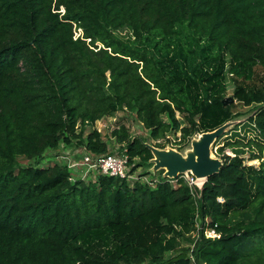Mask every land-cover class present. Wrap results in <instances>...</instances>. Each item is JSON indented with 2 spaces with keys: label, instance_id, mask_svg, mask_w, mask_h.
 I'll use <instances>...</instances> for the list:
<instances>
[{
  "label": "trees",
  "instance_id": "obj_1",
  "mask_svg": "<svg viewBox=\"0 0 264 264\" xmlns=\"http://www.w3.org/2000/svg\"><path fill=\"white\" fill-rule=\"evenodd\" d=\"M124 28L129 37L115 35ZM179 29L202 62L170 49ZM225 56L236 83L229 104L216 89ZM253 103L246 124L263 133L264 0H0V264H264L262 140L243 144L258 147L257 167L242 149L222 154L198 197L162 175L153 187L71 181L66 165H39L60 143L109 152L94 125L118 110L164 148L168 132L186 144ZM111 136L131 172L152 165L125 125ZM180 241L189 245L175 254Z\"/></svg>",
  "mask_w": 264,
  "mask_h": 264
},
{
  "label": "rangeland",
  "instance_id": "obj_2",
  "mask_svg": "<svg viewBox=\"0 0 264 264\" xmlns=\"http://www.w3.org/2000/svg\"><path fill=\"white\" fill-rule=\"evenodd\" d=\"M115 35L122 39H126L130 36L128 29H120L114 31ZM76 33L75 35H77ZM192 36L191 32L184 29H179L177 33L173 35V39L170 41V49L172 51H176L180 56L181 59L186 58V62H195L198 64L202 62V55L199 50H195L192 52L194 45L192 44ZM195 48V47H194ZM213 62H218L215 59ZM224 70L220 76V79L217 80V91L222 94L225 98L233 97L234 88L236 86L234 76L231 74L229 67V57L225 56L224 58ZM259 72L257 71L256 75L254 76L253 83L256 82L258 79ZM240 82V78L238 80ZM233 99V98H232ZM232 102H237V100L233 99ZM256 111V105L250 104L248 106L245 105H237L233 112L236 114L234 117L229 119L231 121L230 126L224 131L217 139L218 142L215 145L211 146V156L221 159L222 154L234 155L235 152L242 149L243 152L240 155L244 158L243 163L245 165H252L257 167L259 164V159H250V154L257 153L258 154V147L255 144L252 146H244L246 142L250 139H259L262 140L264 143V132L261 133L258 129L254 126H250L246 124L247 118L252 116ZM176 116L180 119L182 125H186V121L183 118V114L177 112ZM197 116V115H196ZM197 118V117H196ZM227 122V121H226ZM242 123L237 129H232L234 125L237 123ZM125 125L129 133L132 136L139 137L140 139L144 140L149 144H153L155 141L152 140L149 136V131L144 128L142 123L137 119L136 114L134 112H130L127 110H118L113 113L111 116L103 117L99 121L95 123V128L100 132L102 140L106 143L107 149L109 152H118L120 149V145L115 142V139L111 136V131L115 127L119 125ZM92 129L90 125L85 128V134ZM226 133V134H225ZM225 134V135H224ZM199 136L196 134L193 138L197 139ZM180 138V130L170 131L164 137L158 139L159 142L165 144L166 146L164 149L172 148L179 151L181 154L185 155L188 151L191 150V142L186 144H177L179 143ZM238 141V143H237ZM214 144V143H213ZM221 149V151L219 150ZM264 151V150H263ZM88 151L85 150L83 146H77L74 143L72 144H64L60 143L59 147L55 150H47L44 154L43 159L39 162L40 166H46L52 164L54 162L65 165L67 164V156L73 158L74 161L79 160L82 156ZM137 159H135L136 161ZM18 162L21 165H27L32 163V160L26 159L25 157H19ZM148 170L149 173L144 176L142 175L141 178L149 179L156 178L161 176L160 172L161 169L157 170L156 172H152V165L151 166H140L136 170V174H142L144 171ZM76 177V175L73 174ZM141 176V175H140ZM92 177L88 176V180H93ZM143 180V179H142ZM132 185V183H131ZM153 187V186H151ZM188 244L183 241H180L178 244V249L174 252L175 254L179 252L181 248H185ZM170 254V253H168ZM203 264V263H200Z\"/></svg>",
  "mask_w": 264,
  "mask_h": 264
},
{
  "label": "water",
  "instance_id": "obj_3",
  "mask_svg": "<svg viewBox=\"0 0 264 264\" xmlns=\"http://www.w3.org/2000/svg\"><path fill=\"white\" fill-rule=\"evenodd\" d=\"M231 97L224 98L223 104L232 102ZM231 121H227L217 128L198 134V138L191 139V150L185 155L179 151L168 148H158L143 141V144L151 151L152 172L163 170L162 176L175 178L178 175L190 172L198 178L206 179L210 175L217 173L222 161L219 158L211 156V146L215 140L227 130Z\"/></svg>",
  "mask_w": 264,
  "mask_h": 264
},
{
  "label": "built area",
  "instance_id": "obj_4",
  "mask_svg": "<svg viewBox=\"0 0 264 264\" xmlns=\"http://www.w3.org/2000/svg\"><path fill=\"white\" fill-rule=\"evenodd\" d=\"M65 165L70 172L69 179L71 181L77 179L84 181L88 176H90V179L93 177L94 179L92 181H95L99 175H107L124 179L130 183L138 181L143 184H148L149 186H155L159 178L158 176L156 178H150V180L147 178L144 179L141 178L142 176L139 174H136V171L131 172L126 148L121 147L118 152L91 153L88 151L81 159L76 161H74L72 157L67 156V164ZM73 174L76 175V177L73 176ZM168 179L172 185H176L178 179H181L191 189L192 194L197 197L200 195L202 185L205 181V179L195 177L190 172H185L175 178ZM206 234L214 237L216 232L213 228H208L206 229ZM194 237L195 234H192V238Z\"/></svg>",
  "mask_w": 264,
  "mask_h": 264
}]
</instances>
